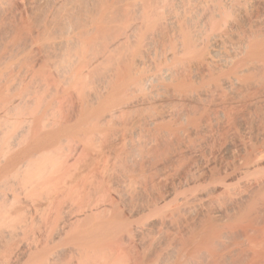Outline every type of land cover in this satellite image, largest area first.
I'll use <instances>...</instances> for the list:
<instances>
[{
  "label": "bare ground",
  "instance_id": "1",
  "mask_svg": "<svg viewBox=\"0 0 264 264\" xmlns=\"http://www.w3.org/2000/svg\"><path fill=\"white\" fill-rule=\"evenodd\" d=\"M0 264H264V0H0Z\"/></svg>",
  "mask_w": 264,
  "mask_h": 264
}]
</instances>
